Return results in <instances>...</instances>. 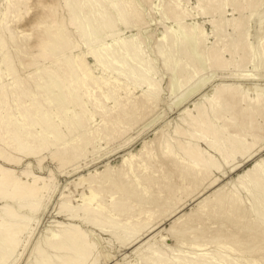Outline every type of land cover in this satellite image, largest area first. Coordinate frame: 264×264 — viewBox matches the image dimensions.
<instances>
[{"label": "rangeland", "instance_id": "rangeland-1", "mask_svg": "<svg viewBox=\"0 0 264 264\" xmlns=\"http://www.w3.org/2000/svg\"><path fill=\"white\" fill-rule=\"evenodd\" d=\"M201 4L198 13L196 0H0L2 264H159L148 260L150 244L168 264L211 255L264 264V223L253 211L264 199L236 182L255 163L264 173V0ZM4 205L25 218L10 221ZM72 216L83 220L88 259L50 245Z\"/></svg>", "mask_w": 264, "mask_h": 264}, {"label": "bare ground", "instance_id": "bare-ground-1", "mask_svg": "<svg viewBox=\"0 0 264 264\" xmlns=\"http://www.w3.org/2000/svg\"><path fill=\"white\" fill-rule=\"evenodd\" d=\"M24 1V0H23ZM198 5L197 7H194V9L196 11H198V13L200 12V9H198V7H201L203 4L202 3V0H196ZM204 8V7H203ZM14 9V8H13ZM25 9V8H24ZM193 9V8H192ZM198 9V10H197ZM202 10V9H201ZM206 11V9H204ZM203 10V13H200V15H204V12ZM167 14H169L170 16V22L176 24L178 27L183 28L185 31H187L188 33H190L191 31L189 30L188 26L184 23L183 21V17H181L179 14H177V12L173 9H168L167 10ZM201 17V16H200ZM203 17V16H202ZM213 24L215 27H216V34L220 31V28L215 24V23H211ZM75 30V29H74ZM164 30V39H165V42L170 45L171 44V36L169 34V30L166 26H163V29ZM91 31L94 32L93 28H91ZM186 32V33H187ZM14 35V34H13ZM190 35V34H189ZM202 36V35H201ZM21 40V39H20ZM22 41V40H21ZM27 42V41H26ZM23 43V42H22ZM201 43V47L202 45L204 44L203 41L200 42ZM172 45V44H171ZM157 46L159 47L160 46V42H157ZM117 47L120 48V49H123L124 51H127L128 54H130V49L128 48V46H126L125 44L123 43H117ZM201 47H200V51H201ZM171 48V46H170ZM182 55L184 56L185 58V63L186 62H190L192 63L191 61V58L190 56L188 57L189 54L185 53V49L182 48ZM202 52V51H201ZM109 53L112 57H116L115 54H114V51L113 50H109ZM183 58V59H184ZM21 61V60H20ZM121 64V68L123 70H125L126 74L129 76V77H134L136 78V80L138 81V83H140L141 86H146V85H149V81L146 77H144L143 75H141V71L135 67V66H130V67H126V60H118ZM73 63V62H72ZM187 63V64H188ZM189 65V64H188ZM193 65V63H192ZM170 70V69H168ZM170 73V72H169ZM178 77L179 79L181 80L182 84L183 85H188V81L186 80V76L184 75V73L182 71H180L178 73ZM135 80V79H134ZM190 80V79H189ZM151 84V83H150ZM207 84V83H206ZM152 85V84H151ZM150 85V86H151ZM147 87V86H146ZM253 91V90H252ZM255 91V90H254ZM195 93V92H194ZM190 94V93H189ZM257 94V93H256ZM263 94V93H262ZM245 96H247L245 94ZM190 98V97H189ZM258 98V97H257ZM263 106H264V103L262 102ZM159 105V104H158ZM177 107V106H176ZM201 107L197 108L196 109V112H197V116L196 117H191V121H190V127H195V125L197 124V121L198 119H201L203 118V115L201 113ZM202 116V117H201ZM201 117V118H200ZM159 119V118H158ZM200 120V121H201ZM126 121V120H125ZM194 130V129H192ZM207 133V132H206ZM179 148V147H178ZM191 149V148H190ZM210 149H213L212 147ZM179 150V149H178ZM192 150V149H191ZM216 150V149H214ZM180 151L182 152L181 155H183L185 158H187V160L190 162V163H196V164H199V165H205L206 166V162L205 160L200 157L196 152H192L190 150H182L180 149ZM194 151V150H193ZM161 155L165 156L167 155H171L170 153L172 152L171 148L169 147L168 143L166 141H163V143L161 144ZM216 152V151H215ZM166 156V158H167ZM182 156V157H183ZM163 158V157H162ZM173 159V158H172ZM166 161V160H165ZM123 168V167H122ZM49 171V170H48ZM110 171V170H109ZM122 171V170H120ZM108 174V169H104L103 171H101L97 177L99 178H105ZM94 175L93 176H90L88 179H86L87 181L88 180H91V179H94ZM85 180V181H86ZM104 180V179H103ZM122 181V180H121ZM110 182V181H109ZM235 182V181H234ZM236 182L240 185H247L250 190H254L257 192V196H261L262 199H264V173L261 171L260 169V165L259 163H255L252 167L248 168L247 170L244 171L243 174L239 175L236 179ZM111 183V182H110ZM35 185V184H34ZM113 190V189H112ZM122 190V189H121ZM217 195V194H216ZM121 199V198H120ZM228 202L230 204H233L234 207L237 209V208H240L242 203H240V201L237 199V197L235 195H233L232 197H230L228 199ZM63 205V204H62ZM238 205V206H237ZM117 205H115L114 207L116 208ZM107 207V206H106ZM112 207V206H111ZM110 207V208H111ZM114 207L112 209H114ZM4 208V211H5V217L6 218H9V220H14L15 218H22L24 219L25 217H21L19 215H17L14 210H12L10 207H8L7 205H4L3 206ZM24 208V207H22ZM66 209V208H65ZM253 211L255 212L258 220L260 222H263L264 223V201L261 202V201H258V199H255L253 200ZM38 213V212H37ZM7 219H2V222L4 221V223L6 222ZM85 220V219H84ZM80 221H83L81 219H79L77 216H72V221L70 223H66V224H61L62 225V230L61 232H59V239H60V243L58 245L54 244L53 242L51 243L50 242V245L53 246V247H56V250H62L64 252H72L73 255H77V256H80L81 258L83 259H88L90 257V245H87L86 244V239H85V234L83 233V231L80 229L79 225L76 224V222H80ZM87 223H92V225H95L96 223L93 222L92 220L90 219H87L86 220ZM3 223V224H4ZM179 224V222H177L175 225L171 226L169 229L166 230V233L168 236H170L171 238H177L178 236V229H177V225ZM12 229V230H11ZM9 230L11 231H14L15 229L11 228ZM8 230V231H9ZM7 231V232H8ZM17 231V229H16ZM12 234V233H11ZM9 235V234H8ZM20 235V234H19ZM9 238V237H8ZM18 239V238H17ZM17 239L15 236L11 235V240L12 242L16 243L17 242ZM65 241H64V240ZM10 240V239H9ZM63 240V241H61ZM5 242V241H4ZM14 243V244H15ZM166 243V242H165ZM4 244V243H3ZM6 244V243H5ZM17 245V244H16ZM172 246V244H170ZM16 248V247H15ZM220 248H224L223 246H221ZM11 249V248H10ZM13 249V248H12ZM14 250V249H13ZM146 252H151L152 255H151V258L148 259V260H152L154 262H157L159 264H168L169 262L166 261L165 259V256L162 252H160L159 250H155V245H148L145 249ZM145 252V253H146ZM230 252V251H229ZM144 253V252H143ZM143 253H141V257H143ZM144 253V254H145ZM3 256V255H2ZM215 256H217V259L212 261ZM59 256L56 258V260L59 261ZM7 259V258H6ZM207 261L206 262H196V261H193L192 259H187L186 263L187 264H234L232 263L230 260H227L225 257L221 256V255H211L209 257L206 258ZM54 260V259H53ZM183 260V259H182ZM4 261L1 260L0 261V264H2ZM77 263V262H76ZM76 263H73V264H76ZM47 264H59V263H55L53 262L52 260H49L47 262ZM171 264V263H170Z\"/></svg>", "mask_w": 264, "mask_h": 264}]
</instances>
